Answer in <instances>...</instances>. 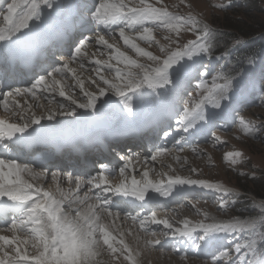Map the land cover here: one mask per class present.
Instances as JSON below:
<instances>
[{
    "label": "snow or ice",
    "instance_id": "6c2138e0",
    "mask_svg": "<svg viewBox=\"0 0 264 264\" xmlns=\"http://www.w3.org/2000/svg\"><path fill=\"white\" fill-rule=\"evenodd\" d=\"M160 2L161 0H157V3ZM180 3L184 4L185 0H180ZM81 6L86 9L85 15L90 14L92 20L98 21L108 29L107 39L98 32L95 35H86L88 29L81 19L77 29L72 18V9L76 7L74 0H10L3 9H0V101L5 111H11L22 121V123H6L0 120V149H2L0 156L4 157L0 158V222L4 225L0 227V264H91L90 257L95 254L93 248L97 251L102 248L98 236L100 232H103V244L107 245V249L103 250L110 251L119 264H138L137 257L142 251L139 244L140 233L133 237L136 241L135 245L125 243L123 237L118 242V248L110 243L114 237H110L105 231L104 221L110 217H121V211L115 209L129 201L121 200L117 203L112 196L105 195L106 191L117 197H133L139 202L135 204L137 209H144L150 213L144 215L141 211H136L135 215L131 213L124 215V219L131 220L143 230L145 246L163 248L161 237L171 236L177 241L183 240L188 247L199 252L202 245L218 233L242 232L246 226L239 221L217 222L212 218V223H206L210 219L206 212L203 213V219L196 223L183 219L179 222L183 225L182 228L173 227L167 218L157 219V213L149 207L156 202L157 197L150 196V192L167 198L172 196L177 185H198L201 188L224 192V197L230 195L220 185L176 174V169L171 164L167 166L168 171H164L163 168L157 171L153 168L152 162L157 161L159 156L165 152H173V149L166 148L163 143L155 154L149 159H144L141 179L132 177L130 184L127 183L130 175L129 165L132 160H141L138 153H126L121 156L120 159L124 163L123 165L117 163L115 170L110 171L106 165H101L108 175H115L118 171L119 176L123 177V181L115 185H106L107 177L103 173L84 180L70 175L68 180L77 189L87 186L83 199L78 201L84 204V208L73 207V203L77 201L69 202L65 208L66 201L57 198L56 194L47 190L42 183L33 184L19 179L21 172H27L35 180H43L50 175L51 180L57 181L61 172H37L26 163L23 165L17 163L8 153L14 151L30 153L34 145L47 144L44 136L48 125L42 121L60 123L62 119L58 117L75 116L80 109H84L85 112L91 109L95 113L96 101L108 93L120 97L119 103L123 105L121 111L126 109L127 115L134 118L136 111L132 106L133 96L137 102V110L148 105L153 106L149 120L140 123L133 121L134 126L127 130L129 136L143 135L146 131L154 133L163 131V136L170 138L172 133L165 129L169 127L168 121H176L175 131L179 138L175 139V144L180 145V148L176 149V154L172 158L181 167L187 161L179 155V152L184 150L183 145L189 142L190 137L205 134L217 117L227 115L233 120L236 119V114L228 113L229 105L237 95L233 83L235 74L225 72L223 69L217 71L209 68L200 71L197 61H202L205 56L211 59L214 55L213 45L209 39L212 33L207 26L198 27L200 22L191 12L185 15L173 13L168 10L167 5L156 7L147 0H136L131 6L122 0H113V2L99 0L98 6L94 4L91 8ZM217 7L226 8V5L219 4ZM30 21L35 22L30 25ZM110 25L114 27H109ZM115 27H119V37L123 39L124 45L134 50L139 57L146 58L147 62H140L121 51L116 41ZM128 29H131V33L138 34V39L149 47L157 46L158 54L146 51L135 43V37L131 33L126 34ZM160 29H166L171 33L164 36L167 43L161 44L153 36L154 30ZM182 30L191 31L195 39L186 41L182 39ZM50 33L57 36L59 46H67L69 49V58L60 67L54 66L53 63L51 71L47 70L50 65L45 63L47 50L52 46L46 39ZM109 40H112V43H109ZM96 45L102 46L105 50L114 49V54H109V51H102L100 48L92 51ZM253 59L249 56L248 63L252 64ZM112 61H115V64ZM17 64L30 76H39L30 87H12L11 84L4 82L8 69L14 68ZM73 64L75 67H71ZM86 64L94 67L82 79L81 73L85 72ZM102 69H107V75L102 74ZM70 72L75 81L74 85L66 82ZM92 72H95V77L91 75ZM213 72L216 74L213 75L212 86L208 87L206 76ZM193 73L198 75L193 76ZM185 77L191 78L185 81ZM192 80L199 81L194 88H191ZM62 82H64L63 86L58 87ZM86 82H89V87L95 85L98 94L96 91L86 89ZM5 88L11 90L5 93L2 91ZM75 88L79 89L83 98L75 93ZM145 88L148 91H145ZM56 93L67 102L54 101L53 96ZM128 93H132V96ZM168 93L174 95L166 98ZM184 93L188 94L186 101ZM29 96L32 98L31 102H28ZM17 97H23L25 103L21 104ZM108 97L111 99L112 96ZM42 100H47L49 105L54 103L55 106L47 107L41 103ZM34 109H43V111L37 112ZM177 117L179 119H176ZM239 123L244 125L246 130L249 128L242 116L239 118ZM259 131L264 133V130ZM16 133L23 135L12 140ZM183 133H187L188 136H184ZM9 141H12L11 144ZM218 141L219 137L214 136L212 143ZM192 151L200 155L202 150L193 147ZM228 155L241 154L236 152ZM188 171L197 170L189 168ZM150 172L155 173L158 179L149 178ZM14 176L17 179H13ZM224 197L215 201L221 210H226L233 203L232 200ZM189 204L198 215L202 213L197 204L191 202ZM260 207L264 208V204ZM150 224H162L167 231L152 230L148 227ZM9 233L12 234L11 239ZM127 234L132 233L129 230ZM192 241L196 243L190 246L187 242ZM224 249L225 246H220L208 264H218V261L227 259L229 253ZM244 249L248 251H243ZM252 249L251 241L235 242L234 250L237 255L232 260V264H254V260L246 259ZM118 251L119 256H116ZM171 251L178 253L181 260H188L187 249L181 251L173 247Z\"/></svg>",
    "mask_w": 264,
    "mask_h": 264
},
{
    "label": "rangeland",
    "instance_id": "374dc122",
    "mask_svg": "<svg viewBox=\"0 0 264 264\" xmlns=\"http://www.w3.org/2000/svg\"><path fill=\"white\" fill-rule=\"evenodd\" d=\"M110 2H113V0H110ZM122 2L131 6V3L136 2V0H122ZM147 2L154 6L162 7L167 5L170 12L181 15L191 12L200 22L198 27L207 26L208 30L212 33L209 39L213 45L212 51L214 55L211 59L205 56L202 61H197L200 71L203 72L211 68L217 71L223 69L225 72H233L235 74L233 83L237 93L228 108L229 113L234 112L236 114V119L233 120L227 115L217 117L212 122L211 127L213 129L211 131H209L211 128L208 129L209 132L204 135L205 138L196 135L190 137L189 142L183 145L184 150L181 157L187 161L183 167L173 158H170L171 156L173 157V153L169 155L168 152L163 154L165 160L162 161L161 165L160 163H156L154 167L157 171L161 168L164 171H168L167 166L171 164L176 169V174L182 177L203 179L208 183L220 185L230 195L224 197V192H218L211 188L207 190L197 188L180 196L174 206L168 207L166 204L163 205L161 213L167 218L175 219L176 225L181 228L183 225L179 223L180 221L188 219L196 223L203 219L204 212L210 217L206 223H212V218H214L217 222L239 221L246 227L242 232L228 233L227 235L229 236L224 240L223 238H225L226 234L218 233L217 236H213L208 242L203 244L199 252L192 247H188L183 240L177 241L176 238L171 236L161 237L164 247L156 246L153 249L154 252L148 251L145 254L139 255L137 257L138 264H208L213 259L212 255L222 245L225 246L224 251H227L229 256L227 259L218 261V264H232V260L237 255L234 250L235 242L237 241L242 243L251 241L253 249L251 252H248L246 259L254 260V264H264V226H262L264 225V208L260 207L261 204H264V198L255 196L252 192L255 188L254 185L245 183L249 179H258V186L262 190L260 192L264 193V133L259 131L264 130V0H185L184 4H181L180 0H161L160 3H157V0H147ZM219 4L226 5V8L217 7ZM188 5L191 7H188ZM128 33H131V29L126 31V34ZM131 34L135 37L134 42L140 47L146 51L153 52V54H158L157 46L153 45L149 47L144 41L138 39V34ZM169 34L171 33L166 29L153 32V36L161 44L167 43L164 36ZM115 35L121 51H124L126 55L140 62H147L146 58L139 57L134 50L124 45L123 39L119 37V27L115 29ZM181 38L186 41L187 39H195V36L191 31L186 32L182 30ZM236 41H239V43H236ZM110 43L112 42L110 41ZM104 51L114 54V49ZM249 56L254 58L252 64L248 63ZM105 58L100 57L99 59ZM112 63L115 64V61H112ZM120 67H124V65H120ZM101 72L107 75V69H102ZM215 74L213 72L211 75L206 76L208 87L212 86V78ZM94 75L96 76V74ZM192 75L196 76L198 73H193ZM190 78L185 77V81ZM71 80L74 81L72 78ZM197 83H199L198 80H192L191 88H194ZM85 88L89 91H96L98 94L95 85L89 87V82L85 83ZM191 88L189 91H191ZM160 91L163 92V90ZM75 93H78L80 98H83L79 90L75 89ZM109 95L112 96L111 99H109ZM128 95L131 96L132 93H128ZM173 95L172 93H168L166 94V98H171ZM183 96L186 101L188 94L184 93ZM28 99L31 102L30 96ZM119 102L120 97L108 93V95L101 96L96 101L97 112L95 113L91 109L88 112L80 109L75 116L58 117V119H62L60 123L57 121L45 122L47 125L54 126L57 129L66 127L71 129L72 127V130H74L75 127L80 125V128H82L88 125L87 121L94 120L98 114H108L123 108V105L116 107L120 104ZM43 104L49 107L47 101H44ZM54 106V103L50 105V107ZM104 106L107 107L105 108ZM133 109L137 111L136 107ZM36 110L37 112L41 111L40 109H34V111ZM121 112L126 113L123 116H128L125 109ZM241 116L249 125L247 130L244 125L239 123ZM176 119H179V117ZM173 122L172 128L176 129V121L174 120ZM64 133H70V130H66ZM213 134L215 137H219V141L215 144L212 143ZM183 135L188 136L187 133H183ZM172 141L170 143L173 144L168 146V149H173V151L179 149L180 145L175 144V140ZM193 147H198L202 150L201 154L197 155L194 153L192 151ZM157 150L158 148L155 149V153ZM236 152H239L241 155H228L229 153ZM189 168H195L197 171L190 172L188 171ZM142 170L135 172L136 175L134 174V177L137 180L141 179ZM152 176L154 180L158 179L155 173ZM239 179L242 180L240 183L247 187L248 191H244V188L243 190L238 186ZM122 181L123 178L120 177L114 183L118 184ZM241 196L245 197L242 198ZM220 197L230 199L233 203L226 210H221L219 209V205L215 203ZM189 202L197 204L202 213L198 215ZM181 204L184 206L181 207ZM136 211H140V209L136 208L133 213ZM120 218L122 219V216ZM129 224H132L131 220L128 221ZM122 225L126 227V223ZM156 231H167V229L160 227L156 228ZM130 241L132 244L136 242L132 238ZM216 242L222 243L216 247L214 246ZM187 243L191 246L196 241ZM115 245L117 248L119 247L117 241ZM148 247L151 248V246ZM173 247L179 248L181 251L187 249L188 260H181L178 253L171 251ZM214 247H216L215 250ZM243 251L248 250L244 249ZM93 256H91V264H119L110 251L107 253L99 252ZM116 256H119V251L116 253Z\"/></svg>",
    "mask_w": 264,
    "mask_h": 264
},
{
    "label": "bare ground",
    "instance_id": "6f19581e",
    "mask_svg": "<svg viewBox=\"0 0 264 264\" xmlns=\"http://www.w3.org/2000/svg\"><path fill=\"white\" fill-rule=\"evenodd\" d=\"M99 0H90V2H98ZM6 2H7V0H6ZM74 3L76 4V7L74 8V9H72V14H74L75 12H76V10H78L79 8H81L82 6L81 5H88L87 3H86V0H74ZM99 3V2H98ZM98 6V5H97ZM33 22H35V21H30V25L33 23ZM101 25H103V24H101ZM109 27H114V26H112V25H110ZM117 28V27H116ZM115 28V29H116ZM97 33V32H96ZM96 33H94V34H91V35H95ZM98 33H100L101 35H105L106 33H108V29L107 28H105V29H102V30H100V31H98ZM105 38L107 39L108 38V36H107V34L105 35ZM110 41L112 42V40H109V43H110ZM96 48H100L102 51H104L105 49H103L102 48V46H100V45H96V47L95 48H93L92 49V51H96ZM74 51V50H73ZM69 57H67V58H65V60H64V62L68 59ZM98 59L100 58V57H97ZM64 59V57H61L59 60H63ZM63 64H61V65H59V67L60 66H62ZM94 65H91V64H86V66H85V72H83V73H81V78H84V77H86L87 76V74H88V71L93 67ZM71 67H75V65L73 64V65H71ZM83 74V75H82ZM95 74V72H92L91 73V75L93 76ZM85 75V76H84ZM95 76V75H94ZM93 76V77H94ZM71 78H72V73L70 72L69 74H68V76L66 77V82L67 83H70V84H73L74 85V82L75 81H72L71 80ZM38 79V78H37ZM98 79V78H97ZM71 80V81H70ZM35 82V81H34ZM34 82H31V83H34ZM63 83L64 82H62L60 85H59V87L60 86H63ZM31 86V84H28V85H26V86H22V87H30ZM76 90H79L78 88H75ZM9 90H11V89H6V90H2L3 92H7V91H9ZM146 90V89H145ZM37 94L39 95V90H38V92H37ZM66 95H67V93H66ZM132 96V95H131ZM31 97V96H30ZM21 104H24L25 102H24V98L23 97H17L16 98ZM53 99H54V101H63L64 100V98H62V97H60L59 95H58V93H56V94H54V96H53ZM30 99H28V102H30L29 101ZM31 100H32V98H31ZM44 101H47V100H42L41 101V103H43ZM48 102V101H47ZM136 99H135V97L133 96V98H132V106H133V108L134 107H136ZM120 106H122V103H121V105L120 104H118L116 107H120ZM10 108H11V105L9 106ZM49 107H50V105H49ZM115 107V108H116ZM41 111H43V109H40ZM126 110V109H125ZM37 111V110H36ZM38 112H40V111H38ZM126 113L125 112H121V109L120 110H115V111H113L112 113H108V114H98L97 116H96V118L94 119V120H92V121H87L86 123L88 124V125H85V126H89V127H92V128H95V126H106V125H109V123H111V124H113V123H115L116 121H118V120H120V119H123L125 116H123V115H125ZM101 115V116H100ZM121 116H123V117H121ZM136 116H137V114H136ZM135 116V117H136ZM90 117V116H89ZM129 118H132V116H128ZM227 118V117H226ZM0 120H4L6 123H16V122H19V123H22V121H20L19 120V117H17V116H15L11 111H5L4 110V108H3V106H2V101H0ZM42 123H44V124H46V122L45 121H42ZM47 125V124H46ZM85 126H83V127H85ZM81 127V125L80 126H77V127H75V129L74 130H72V127H71V129H69V128H59V129H57L56 127H54V126H50V125H48V128H47V130H46V133H45V136L44 137H46L47 135H54V136H60V135H66L65 133H64V131H66V130H70V133H73V131H76V132H79V130L81 129L80 128ZM82 127V128H83ZM169 132H171L172 133V137H170V138H167V140H168V145H170L171 143V141L172 140H175V137H176V132H175V130H172V131H169ZM23 134H21V133H16L13 137H12V139H16L17 137H20V136H22ZM204 135V134H203ZM155 148H157V146H155V147H153L152 149H144L143 150V153H142V155H141V160L140 161H136V160H132V162H131V164L129 165V169H128V173H130V175H129V179H128V181H127V183H131V178L132 177H134V174H135V172H137L138 170L140 171V170H144V167H143V161H144V159H149L150 158V156L152 155V153H153V151L155 150ZM166 148H167V146H166ZM158 150H159V148H158ZM155 154V153H154ZM165 154V153H164ZM164 156L163 155H161V156H159L158 157V159H157V161H155V162H152V166H153V168L155 167V164L157 163H160V165H161V163H162V161H164L165 159L163 158ZM17 163H19V164H21V165H23V164H25V163H22V162H19V161H16ZM117 163H119L120 165H123V163H124V161H122V160H119V161H117V162H114V163H112V167L113 168H115V166H116V164ZM26 164H28V167H30V168H34L37 172H39V171H47V172H51V171H57L55 168H56V164H53V165H51V166H49V167H38V168H36L34 165H32V164H29V163H26ZM101 165H106V164H101ZM139 167H140V169H139ZM156 169V168H155ZM142 170V171H143ZM5 171H7V169L5 170ZM60 172V171H59ZM101 173H103L106 177H107V179H106V185H115L116 183H114V182H116L117 181V179H119L121 176H119V173H118V171H116V174L114 175L115 177H111V175H108V174H105L106 173V171L104 170V168L103 169H100V170H97L96 171V176H98V175H100ZM128 173H126V174H128ZM152 174L153 173H150V177L149 178H151V179H153L154 177V175L152 176ZM70 175H74V174H71L70 172H61V176L59 177V179L57 180V181H53V180H51V177H50V175H49V177H47V178H45V179H43V180H35V179H33V177L31 176V175H29L27 172H21L20 174H19V179L20 180H22V181H26V182H29V183H33V184H36V183H42L45 187H46V189L47 190H49L50 192H52V193H55L56 194V196H57V198H59V199H63V200H65L66 201V203H65V208L67 207V204L69 203V202H73V201H77V203H73V207H80V208H84V204L83 203H78V201H81L82 199H83V197H84V195H85V193H86V191H87V186H82L80 189H77L75 186H74V184L72 183V182H70L69 180H68V177L70 176ZM136 175V174H135ZM78 179H80V180H84V179H88V176L89 175H86V176H80V175H75ZM92 176H94V174H92L91 173V176H90V178L92 177ZM13 179H17V177L16 176H14V177H12ZM112 178V179H111ZM121 178H123V177H121ZM135 179H137V178H135ZM139 180V179H138ZM154 180V179H153ZM129 183V184H130ZM62 184H65V185H62ZM202 189L200 186H190V185H177L176 187H175V189H174V191H173V193H172V196H170V197H167V198H164V197H159L158 196V194H155V193H149V195L150 196H152V195H155L156 197H157V199H156V202L155 203H153V204H150L149 205V207H151V209L153 210V211H155L156 213H157V219L158 220H160V219H164V218H167V217H165L164 215H162V213H161V208H163V203L165 204H168L169 203V205H172V206H174L177 202H178V198L180 197V196H182V195H184V193H187L188 191H192V190H196V189ZM205 190H207L208 188H204ZM93 191H98V189H93ZM88 195H91V193H88ZM105 195H108V196H112V198H113V200L114 201H116L117 203H119V201H121V200H127V201H129V203H126V204H120L119 205V207L117 208V210L118 211H121V216H122V219L119 217V218H111V219H106L105 221H104V224H105V231H107L108 232V234H109V236H112V237H114V239H112V240H110V243H112L113 244V247H116V241L117 242H119L120 241V239L123 237V239L125 240V243H128V244H130V245H135L136 244V242H135V240H134V242L135 243H133L132 244V242L130 241V239L132 238L133 239V237L137 234V233H140V235H141V237H142V239H141V242L139 243L140 244V248L142 249V251H141V253H140V255H142V254H145V253H147L148 251H151V252H154L153 251V247L151 246V248H149L148 246H145L144 245V237H143V230L138 226V225H134L133 223L132 224H129L128 225V221L129 220H126V219H124V215L126 214V213H131L132 215H135V213H133V211H135V209H136V207H135V204L136 203H139V202H137V201H135L134 200V198L133 197H127V198H125V197H117V196H114L113 195V193H111L110 191H106L105 192ZM186 195V194H185ZM90 203V202H89ZM98 211V210H97ZM140 211L144 214V215H150V213L149 212H145V210L144 209H140ZM167 219H169V221H170V223H172L173 224V227H178L177 225H176V220L175 219H171V218H167ZM178 222V221H177ZM126 223V227H124V225H122V224H125ZM162 225V224H161ZM161 225H155V224H150L149 225V228H151L152 230H156V228H160V227H162ZM122 227V228H121ZM164 227V226H163ZM129 230L131 231V235H128L127 233L129 232ZM8 236H9V238L11 239L12 238V234L11 233H9L8 234ZM98 236H99V238H100V241H101V245H102V248L99 250V251H97V249L96 248H93V252L95 253V254H98L99 252H102V253H107L108 251H104L103 249H107V245H104L103 244V232H100V233H98ZM5 247H8V246H5ZM9 251H11V249H9ZM95 256H97V255H95ZM94 257V256H93ZM90 260H91V257H90ZM92 262H93V260H92Z\"/></svg>",
    "mask_w": 264,
    "mask_h": 264
},
{
    "label": "trees",
    "instance_id": "16d2710c",
    "mask_svg": "<svg viewBox=\"0 0 264 264\" xmlns=\"http://www.w3.org/2000/svg\"><path fill=\"white\" fill-rule=\"evenodd\" d=\"M238 181H239V183H238L239 185L238 186L240 188H242V189L244 188L245 189V190L243 189L244 191H248V188L245 187L243 184L240 183L242 180L239 179ZM258 181H259L258 179L253 178V179H249V180L245 181V183L247 182V183H250V184L254 185L255 188H254V190L252 192H253V194H255V196H257L259 198H264V193L263 192H260L262 190L258 186V184H259ZM256 186H257V188H256ZM241 197L244 198L245 196H241Z\"/></svg>",
    "mask_w": 264,
    "mask_h": 264
}]
</instances>
